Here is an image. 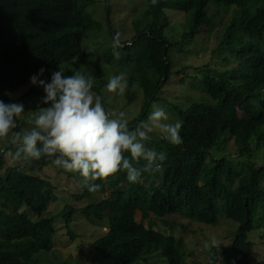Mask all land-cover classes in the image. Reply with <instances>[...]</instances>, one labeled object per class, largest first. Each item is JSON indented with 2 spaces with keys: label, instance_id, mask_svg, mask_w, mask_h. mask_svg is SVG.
I'll use <instances>...</instances> for the list:
<instances>
[{
  "label": "trees",
  "instance_id": "16d2710c",
  "mask_svg": "<svg viewBox=\"0 0 264 264\" xmlns=\"http://www.w3.org/2000/svg\"><path fill=\"white\" fill-rule=\"evenodd\" d=\"M112 3L114 7L127 4L120 12L127 10L133 23V35L121 39L119 48L103 45L101 39L92 46L102 28L95 18L94 0H0V100L14 103L8 92L31 81L41 68L49 79L56 70L65 75L81 71L94 78L93 91L102 97L104 107L118 113L106 90L110 76L105 77L102 70L104 65L114 66L113 75L124 74L128 81L124 94H113L125 100L120 111L138 97L143 99L142 109L128 119L129 128L146 122L158 106L174 113V121H183V143L172 145L153 133L146 146L166 154L161 172L145 173L140 183L133 184L121 171L88 181L99 185L90 192L78 173L57 168L47 157L17 159L16 146L10 141L5 152H0V264H38L39 257L56 246L62 226L74 236L70 225L78 211L107 229L92 242L94 260L137 264L162 252L168 264H189L180 253L183 239L165 232L171 222L166 216L177 214L211 224L224 215L239 225L231 244L220 250L223 256L218 264H253L254 244L248 233L255 218L264 215V0ZM213 3L238 9L222 8L224 13L217 18L223 21L230 15L223 23L220 43L210 61L185 79L203 96L190 102L191 96L183 94L185 103H178L182 88L177 95L164 91L174 75L171 52L185 38L210 32ZM167 9L185 12V18L190 14L189 29L185 31L184 21L172 22ZM106 11V33L112 40L119 28H114L113 18L110 21L111 2ZM170 26L176 29L172 34L182 35L181 39L170 40L166 35ZM44 106L41 100L39 107ZM18 125L14 132L23 131L20 118ZM7 153L18 163L8 165ZM144 163L141 160L137 166ZM46 166L69 180L75 177L84 189L75 200L85 198L88 203L83 207L66 204L55 215H48L56 198L55 185L32 172ZM102 194L106 197L101 198Z\"/></svg>",
  "mask_w": 264,
  "mask_h": 264
},
{
  "label": "clouds",
  "instance_id": "9594fccd",
  "mask_svg": "<svg viewBox=\"0 0 264 264\" xmlns=\"http://www.w3.org/2000/svg\"><path fill=\"white\" fill-rule=\"evenodd\" d=\"M151 2L155 4L157 0ZM201 35L202 31L198 33ZM121 46V34L117 32L113 47ZM44 71L41 68L31 77L33 85L39 84L44 89L42 103L45 106L31 111L33 126L30 129L14 132L19 127L18 119L25 113L24 105L0 100V140L12 135L17 159L21 156L36 160L47 157L57 168L78 173L88 190L94 192L99 185L89 184L90 180L106 179L124 171L127 180L137 184L143 174L161 172L166 154L146 146L153 133L172 145L183 143L180 135L183 121L170 122L164 109L154 106L146 122L130 129L124 111L113 113L104 107L102 97L93 91L92 76L81 71L65 75L63 70H56L47 82L39 78ZM106 87L108 92L122 95L128 88V81L124 74L114 75ZM141 160L145 163L138 167ZM211 244L219 248L215 239Z\"/></svg>",
  "mask_w": 264,
  "mask_h": 264
},
{
  "label": "rangeland",
  "instance_id": "374dc122",
  "mask_svg": "<svg viewBox=\"0 0 264 264\" xmlns=\"http://www.w3.org/2000/svg\"><path fill=\"white\" fill-rule=\"evenodd\" d=\"M94 1L95 4L93 9L96 11L95 18L102 23V28L98 32L97 37L92 40V46L95 42L97 43L99 39H101L103 45L110 47L113 45V39L111 40L108 38L109 34L106 33L105 27L108 21L106 15L107 2H111L113 10L110 15V21L111 18H113L112 23L114 28H119L117 31L121 34V39H128L133 35V23L129 21L128 11L124 10L120 12L122 8L127 7V4L114 7L112 3L114 0ZM118 1L120 0H115V2ZM224 6L225 5L220 3H213L211 5L214 19L208 34L204 33L198 36L197 33L193 38L184 41L181 46H177L171 52L174 62V75L171 81L165 86L164 91L171 95H177L180 88H182L180 91L182 94H180L178 96L179 99L176 100L178 103H185V99H182L183 94L186 95L185 97L191 96L190 102L201 99L203 96L199 90L193 88L196 85H194L192 81L187 83L185 79L190 76L193 77L197 72L198 66L202 65L204 62L210 61L213 51L221 41L223 23L229 19L230 12H233L234 9H238L236 5L225 6L230 9V12L226 14L222 21L221 18H217V15L224 13L222 11ZM166 11L172 22L184 21L185 31L189 29L191 23L190 14L185 18V13L179 10L171 11L167 9ZM119 22H122L120 27L118 26ZM172 30L176 32V29L171 26L166 30V35L170 40L176 41V37L181 39L180 37H182V35H173ZM113 67L114 66L108 65L102 67L105 77L110 76L111 78L114 76L113 74L116 69H113ZM39 78L50 82V77L45 72ZM8 94L13 99L14 103H22L24 105L25 113L20 117V126L22 130L30 129L33 126L31 123L33 113L31 111H35L39 107L45 94L43 87L39 86V84L33 85L31 81H29L26 84H21L15 90L8 92ZM113 94L117 95L115 93L108 94L111 100L110 103L114 106L115 112H119L123 108L125 100L121 96L114 97ZM165 96L167 95L165 94ZM142 104L143 99L138 97L132 104L125 106L123 111L126 113V118L131 120L135 117L137 112L142 109ZM166 113L169 115L170 122H174L176 117L169 111H166ZM11 140V134L7 139L0 140V149L3 150L2 152H5V147ZM6 161L8 165L18 163L17 159L10 153L6 154ZM28 168L29 167H27V169ZM32 172L50 179L55 185L56 198L48 208V215H55L57 212L61 211L66 204H70L74 207H83L88 203V200L85 198L82 201L75 200V195L82 193L84 190L81 187L82 184L75 177L69 180L64 173H58L56 168L49 166L42 168L35 167ZM103 197L106 196L102 194L101 198ZM166 218L171 222L170 225L167 224L165 226V232L174 235L176 238L183 239L184 244L180 248V253L189 264H218L223 256V252L221 251H224V249L231 244L239 225L238 222L224 215H221L217 222L211 224L193 221L177 214L168 215ZM59 219L60 224H63V221H61L62 219ZM55 221L57 222V219ZM62 227L63 229L60 230L56 237L58 240L56 246L47 255L39 257L38 264H111L108 260L93 259L94 248L92 242L97 236L101 235V233L103 234L107 230L106 228L100 227L97 223H91L80 211L76 213L70 225L74 236L67 232L65 226ZM213 239L217 241L219 248L212 246L211 242ZM248 240L254 244L250 257L252 263L264 264V215H258L255 218L254 228L248 233ZM214 248H218L215 253L216 259L213 258L215 254L213 256L211 255ZM81 250L83 253H81ZM137 264H168V262L166 256L162 252H154L148 257L140 260Z\"/></svg>",
  "mask_w": 264,
  "mask_h": 264
}]
</instances>
